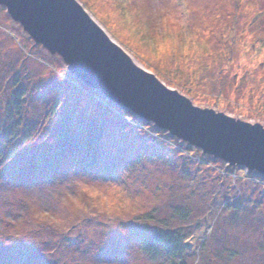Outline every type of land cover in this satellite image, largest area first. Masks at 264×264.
I'll use <instances>...</instances> for the list:
<instances>
[{"label":"rangeland","instance_id":"374dc122","mask_svg":"<svg viewBox=\"0 0 264 264\" xmlns=\"http://www.w3.org/2000/svg\"><path fill=\"white\" fill-rule=\"evenodd\" d=\"M78 1L140 68L194 106L264 132V0H182L159 15L127 0ZM165 35L177 47L156 60L152 42L171 44ZM0 48V264H119L83 257L114 232L141 248L140 264H240L241 246L260 264L264 175L108 100L1 5ZM166 233L184 238L175 253L148 249Z\"/></svg>","mask_w":264,"mask_h":264},{"label":"water","instance_id":"95a60500","mask_svg":"<svg viewBox=\"0 0 264 264\" xmlns=\"http://www.w3.org/2000/svg\"><path fill=\"white\" fill-rule=\"evenodd\" d=\"M0 5L36 44L59 54L72 73L108 100L206 154L264 175V132L194 106L136 67L78 0H0ZM158 84L172 95L165 96ZM176 97L190 101L196 114L185 112Z\"/></svg>","mask_w":264,"mask_h":264},{"label":"snow or ice","instance_id":"6c2138e0","mask_svg":"<svg viewBox=\"0 0 264 264\" xmlns=\"http://www.w3.org/2000/svg\"><path fill=\"white\" fill-rule=\"evenodd\" d=\"M195 2V0H194ZM127 3L134 4L136 7H139L141 4L150 5L152 10L156 13V15L160 14V9H171L173 5L181 4L182 0H127ZM122 9L124 8L123 4L119 5ZM123 14L125 16L130 15L129 12L124 11ZM139 14V13H137ZM155 20V17L153 18ZM158 23V22H157ZM153 25L150 23L148 28H152ZM159 31L157 27L155 29ZM179 35V34H177ZM190 38V37H189ZM165 41H171V44H157L155 41L152 42V55L155 57L156 60H160L164 56L171 55L172 52L176 49V37L165 35ZM180 47L183 49L185 53L188 52V47L186 43H182ZM8 53L6 48H0V59L4 57L5 54ZM155 82V81H154ZM160 88V91L163 92L165 96L172 95V93L167 92L163 87L159 84L157 85ZM225 87L224 81H219L218 84H214L213 88L215 91H223ZM176 103L178 105H185L184 111L187 113H195L196 109L192 106L191 102H185L180 97H176ZM3 161L0 160V163ZM64 187L68 190H72L74 179L72 176H65L64 177ZM37 195H45V193L38 191ZM207 227V225H206ZM234 225L229 224L228 221H222L220 224L221 230H226L228 228H233ZM240 255V264H256L255 260L244 250V247L238 250ZM141 248L138 247L135 243L128 240L124 236L120 235L118 232L112 233L109 237H107L103 244L98 248L97 253L93 254L90 251L85 250L83 251V257L89 259H100L105 255L117 256L119 258V264H140L139 257L141 255ZM37 256L39 257V253L37 252ZM40 259H45L44 257H40ZM260 264H264V258L261 259Z\"/></svg>","mask_w":264,"mask_h":264},{"label":"trees","instance_id":"16d2710c","mask_svg":"<svg viewBox=\"0 0 264 264\" xmlns=\"http://www.w3.org/2000/svg\"><path fill=\"white\" fill-rule=\"evenodd\" d=\"M184 238L176 234H154L147 239V247L154 249L162 245V249L167 253H175L181 244H183Z\"/></svg>","mask_w":264,"mask_h":264},{"label":"bare ground","instance_id":"6f19581e","mask_svg":"<svg viewBox=\"0 0 264 264\" xmlns=\"http://www.w3.org/2000/svg\"><path fill=\"white\" fill-rule=\"evenodd\" d=\"M95 18H93V20H94ZM96 20V19H95ZM97 23V22H96ZM99 26L101 27V29L104 31V32H106L107 34H108V37L116 44H118V42L106 31V29L103 27V26H101L100 24H99ZM121 48H122V46L120 45V44H118ZM127 56V55H126ZM129 58H130V60L132 61V63H134L136 66H138V67H140L138 64H137V62L134 60V59H132V57H130L129 56ZM140 64V63H139ZM143 66V65H142ZM143 69H145L144 67H143ZM146 70V69H145Z\"/></svg>","mask_w":264,"mask_h":264}]
</instances>
